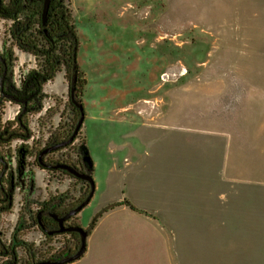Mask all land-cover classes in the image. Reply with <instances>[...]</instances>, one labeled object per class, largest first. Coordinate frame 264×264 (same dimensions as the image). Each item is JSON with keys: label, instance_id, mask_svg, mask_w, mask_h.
<instances>
[{"label": "rangeland", "instance_id": "obj_1", "mask_svg": "<svg viewBox=\"0 0 264 264\" xmlns=\"http://www.w3.org/2000/svg\"><path fill=\"white\" fill-rule=\"evenodd\" d=\"M69 3L80 39L78 60L88 81L83 99L91 156L106 159L112 149H129L132 133L153 135L148 148L155 156L149 161L160 167L157 179L166 181L168 173L185 188L184 218L162 221L179 263L264 264V0ZM8 25L0 18V40ZM15 51L18 81L36 61ZM53 81L54 90L65 89L62 73ZM68 91L48 94L43 110L29 116L28 141L17 138L0 146L9 162L8 177L16 173V149L22 144L34 148L27 161L35 187H17L13 209L0 215L5 239L24 207L35 211L36 202L62 194L70 204L85 193L84 183L35 163L36 151L59 124L73 120ZM145 96L154 100L148 129L143 117H133L136 102ZM2 102V123L16 131L21 107ZM52 157L78 164L72 147ZM106 160L117 163L116 158ZM122 166L128 172L125 162ZM94 206L89 203L81 211L83 227L93 221ZM27 228L23 238L43 254L64 247V238H47L37 226ZM19 255L27 264L22 249Z\"/></svg>", "mask_w": 264, "mask_h": 264}, {"label": "trees", "instance_id": "obj_2", "mask_svg": "<svg viewBox=\"0 0 264 264\" xmlns=\"http://www.w3.org/2000/svg\"><path fill=\"white\" fill-rule=\"evenodd\" d=\"M43 8L44 0H1L0 18L9 21V25L5 31V37L3 36V39L0 40L2 44L0 53L5 58L9 67H12L14 61L18 59L15 54L16 49L31 54L35 58L36 66L26 71V73L21 74L19 87H16L10 75H7L4 81V88L0 86V101L10 100L5 98L2 94L4 93V89L6 92H9V87H12L17 97L29 98L30 102L22 118H17V123L19 124L18 129H16V131L12 130L11 132H9L7 125L2 123V112L5 107L3 102L0 104V146L5 141H11L17 138L28 141L31 138L32 133L29 126V116L43 110V102L48 97V94L45 92V85L53 81L58 73H63L65 82L68 85L69 100L67 101V105L71 107L74 117L72 122L64 127H61L62 124H59L50 140L46 143V148L47 146L55 145L69 139L81 115L80 109L73 103L70 97V89L74 85L76 87L77 97L79 100L83 101L86 86L88 84L86 73L78 60L80 39L73 15V9L70 6L69 0H52L47 22L44 24L42 16ZM76 54L77 58L75 56ZM3 73L4 64L0 61V82ZM74 78H76L75 83H73ZM49 112L53 117L52 111ZM61 129L63 130L61 131ZM71 147L74 150V154L77 156V162L81 168L84 169L85 172L93 175L94 161L87 145L86 137H82V128L73 142L57 151ZM33 149L34 148L29 144H22L16 149L18 154L17 164L20 165L21 169H26L27 158L33 156ZM44 149L45 147L36 151L35 159H37L39 152ZM68 164H70V162ZM70 165L76 166L75 163H71ZM63 172L86 185L85 193L77 199V202L69 204L72 208L81 203L88 196L90 185L88 181L74 177L68 171ZM27 175L29 180H34L32 173H28ZM4 179L5 183L8 185V191L5 192L6 205L0 207V215L10 213L13 209L14 202V191L10 190L12 187L11 176L7 178L4 177ZM67 199V194L52 196L42 202H36L39 206L35 211L30 207L21 209L18 221L10 237L5 239L0 233V264H22L19 257L20 249L25 252L27 257L25 262H27V264L55 260L75 253L81 245V235L77 237L73 236L75 241L72 242L70 251L51 256H49V254H43L36 248L34 243H30L23 238L26 234V230H28V225L36 226L38 224L37 216L41 207L46 210L52 209L53 211L54 202L62 204L66 202ZM24 204L25 203H23V205ZM121 204H126L133 210H139L129 200L113 203L105 207L103 211L94 217L89 228H87L88 234L94 228L104 211ZM43 234L47 238H53V235Z\"/></svg>", "mask_w": 264, "mask_h": 264}, {"label": "crops", "instance_id": "obj_3", "mask_svg": "<svg viewBox=\"0 0 264 264\" xmlns=\"http://www.w3.org/2000/svg\"><path fill=\"white\" fill-rule=\"evenodd\" d=\"M53 84L54 81H51L45 85L47 94L67 93L65 79V89L62 91L54 90ZM140 99V102H136L140 103L139 106L135 107L138 113L135 112L133 117L139 114L145 122L153 119V97ZM83 102L85 106L84 99ZM87 116L86 113L85 121ZM85 121L82 132L88 139ZM145 124L148 129L150 126L147 122ZM153 138V135L132 133L130 140L134 142L130 143L129 149H112L107 154L110 158L106 159L116 158L117 163L93 154L96 189L90 201L95 203L92 216H97L113 203L125 200L131 201L139 210L121 204L104 211L88 234L84 254L68 264H180L171 233L162 221L184 218L181 214L185 213V188H180L174 181L175 177H170L168 173L166 181L157 179L156 172L160 167L149 161L150 157L155 156L154 151L148 148ZM124 162L129 166L128 172L123 169ZM80 216L82 224L81 213ZM90 224L84 227L87 229Z\"/></svg>", "mask_w": 264, "mask_h": 264}, {"label": "flooded vegetation", "instance_id": "obj_4", "mask_svg": "<svg viewBox=\"0 0 264 264\" xmlns=\"http://www.w3.org/2000/svg\"><path fill=\"white\" fill-rule=\"evenodd\" d=\"M0 4H1V0H0ZM7 66H8V64H7ZM13 73H14V65L12 67L8 66V71L5 74V79H6L7 75H10L12 77V81L15 83L16 87H19L20 86V81H21V76H20V79L18 81H16L14 76H13ZM3 76H4V73H3ZM3 76H2V78H3ZM2 78H1V80H2ZM5 79H4V81H5ZM4 81H3V86H2L3 88H4ZM0 86H1V82H0ZM9 90H10L9 92H6L5 89H4V93L2 95L5 98L10 99L11 101H14L11 98V96L19 98V99H22V100L28 99L27 104H24L22 102L14 101V102H16V103H18L20 105V107H21L20 113L23 111V109L25 107H26V111H27V106L30 103L29 102V98L17 97L15 95L14 88H12V87H9ZM19 114L17 115L16 120H17V118L18 119L22 118L23 114L20 117H19ZM50 146H52V145H50ZM50 146H47V148L50 147ZM43 147H45V149H46V144ZM43 151L39 152V154L37 156V159H35V163L36 164H38L42 169H45L46 171H49L51 173L57 172L58 170H60L62 172L66 171V170L58 169V168H50L49 166H46V165L42 164L41 161L46 163L47 165H53V164L59 163V162H62V163H67L68 162L66 160H62V161L54 160L52 156L57 151H51V152L45 153V154H43L41 156V153ZM0 158H2V160H0V163L2 164V169L0 171V207H2L4 205H6L5 204L6 203V201H5V192L8 191V189H7L8 185L5 183L4 177H6V178L8 177L9 162L6 160V155H1V153H0ZM17 163H18V156H17ZM29 165H30V162L27 161L26 169H21L20 165L17 164L16 173L15 174H10L11 183H12V187L10 189L11 191H15L17 189V187H20V185L23 186L24 188H26L27 184L29 185V189L31 191L34 189V187H35L34 180H29L28 179L29 177L27 175L28 173L31 172V169L29 168ZM75 167H77L80 171H84V169H82L79 164H76ZM26 180H28V183L26 182ZM10 202H12V201H10ZM73 208L74 207L71 208V206L69 204H67L66 202H64L62 204H59V202H54L53 211H52V209L46 210L43 207L40 208V211H39L38 216H37V221H38L37 222L38 224L36 225L37 228L42 233H46L47 235H50V236L53 235V238L54 237H58L59 239L64 238V241H63L64 247H61L59 250L51 253L49 256L58 255V254H62V253H66V252L70 251V249L72 247V242L75 241L73 236L77 237L78 235H80V233L77 232V231H68L69 227L76 226V225H81L82 226V224H81V216H80L81 212H79L76 215H73V216L65 218L68 215V213ZM61 219H63L62 222L60 221ZM64 257H66V256H64ZM64 257H62V258H64ZM62 258H59V259H62ZM55 260H58V259H55ZM34 263H36V262H34Z\"/></svg>", "mask_w": 264, "mask_h": 264}, {"label": "water", "instance_id": "obj_5", "mask_svg": "<svg viewBox=\"0 0 264 264\" xmlns=\"http://www.w3.org/2000/svg\"><path fill=\"white\" fill-rule=\"evenodd\" d=\"M51 1L52 0H44V8H43V15H42L44 24H46V22H47L48 12H49ZM75 56L77 58V54ZM0 61L4 63V76H3L2 80H1V87H2L3 86V81L5 79V74L8 71V66L6 64L5 58L1 54H0ZM75 81H76V78H74V82L73 83H75ZM70 97H71L73 103L80 109V112H81V115H80V117L78 119V122H77V124L75 126L74 132L72 133V135H71V137L69 139L44 149V151L41 153V156L43 154L51 152V151H57V150L65 147L69 143L73 142L75 137L78 135L79 131L81 130V128H82V126L84 124L85 116H86L85 106H84L83 101L79 100V98L77 97V95H76V87L74 85L70 89ZM11 98L14 101L22 102L24 104H27V101H28V99L22 100V99H19V98H16V97H12V96H11ZM24 112H26V107L19 114V117ZM0 160H2V158H0ZM41 163L46 165V166H49L50 168H58V169L66 170L70 174H72L74 177H78V178L84 179V180L89 182L90 192H89L88 196L81 203H79L76 207H74L68 213V215L65 218L73 216V215H76L79 212H81L83 210V208H85L90 203V201H91V199H92V197H93V195L95 193L96 184H95V180H94L93 175H91V174H89V173H87L85 171H80L77 167L72 166V165L67 164V163L59 162V163H55L53 165H47L46 163H44L42 161H41ZM60 221L62 222L63 219H61ZM68 231H77L81 235V239H80L81 245H80L79 249L75 253H73L71 255H68V256H66V257H64L62 259L40 261V262H36L34 264H68V263H70V262H72V261H74L76 259H79L84 254V252H85V250L87 248L88 230L86 228H84L83 226H81V225H76V226L69 227Z\"/></svg>", "mask_w": 264, "mask_h": 264}]
</instances>
